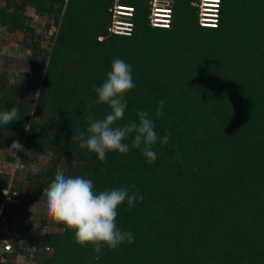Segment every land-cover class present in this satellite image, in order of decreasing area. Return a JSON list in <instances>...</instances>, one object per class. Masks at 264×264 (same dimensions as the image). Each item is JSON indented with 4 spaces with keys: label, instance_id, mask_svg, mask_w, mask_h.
<instances>
[{
    "label": "trees",
    "instance_id": "16d2710c",
    "mask_svg": "<svg viewBox=\"0 0 264 264\" xmlns=\"http://www.w3.org/2000/svg\"><path fill=\"white\" fill-rule=\"evenodd\" d=\"M112 1L0 0V26L21 34L36 92L32 108L3 82L0 109H18L20 119L4 126L12 142L24 135L25 150L50 157L30 192L43 195L58 168L91 179L97 192L135 184L143 200L131 210L121 204L116 218L134 242L96 252L56 222L58 231L29 232L0 251V264L20 255L22 264H264V0H220L215 28L197 25V0H174L164 29L148 25L146 0H121L134 8L129 36L108 31ZM27 7L53 18L48 49L38 47ZM115 58L131 66L135 82L118 123L144 110L158 136H170L157 141L152 164L140 149L109 152L105 164L72 140L86 131L93 85ZM161 99L165 115L157 118ZM108 111L93 105L97 118Z\"/></svg>",
    "mask_w": 264,
    "mask_h": 264
},
{
    "label": "clouds",
    "instance_id": "9594fccd",
    "mask_svg": "<svg viewBox=\"0 0 264 264\" xmlns=\"http://www.w3.org/2000/svg\"><path fill=\"white\" fill-rule=\"evenodd\" d=\"M134 88L131 66L122 59H113L105 81L99 86L93 85L96 99L87 105L89 115L86 117V131L73 135L72 140H77L81 149L94 153L105 164L109 152L126 155L130 149H140L146 162L152 164L157 159L154 150L157 141L167 144L170 139L169 135L162 139L158 136L154 120L144 110L136 112V120L123 125L118 123L125 116V96ZM94 104L107 105L109 111L97 118L92 112ZM164 104L165 100L161 99L156 109L157 118L165 115ZM19 119L16 107L0 112V126ZM9 149L14 152L25 151L17 140L12 142ZM176 159H179V153ZM135 187L132 184L128 188L97 192L91 179L67 176L58 168L52 182L43 189L42 196L46 199L47 212L54 221L73 230L80 246L91 245L94 251L99 252L104 247L117 249L123 243L130 245L134 242L133 233L118 228L116 218L121 204L126 203L128 210H131L138 201L143 200L142 194L133 191Z\"/></svg>",
    "mask_w": 264,
    "mask_h": 264
},
{
    "label": "rangeland",
    "instance_id": "374dc122",
    "mask_svg": "<svg viewBox=\"0 0 264 264\" xmlns=\"http://www.w3.org/2000/svg\"><path fill=\"white\" fill-rule=\"evenodd\" d=\"M113 3L114 0L112 5ZM173 4L174 0L171 6ZM24 13L35 34L41 35L38 47L48 49L56 31L53 18L46 14L38 16L30 7H27ZM46 24L50 25L47 29ZM21 39L19 32H12L0 26V85L3 82L14 85L21 94L20 98L29 101L34 108L36 92H32L30 68L27 63L30 51ZM33 60L38 62L40 58L36 57ZM5 128L0 126V203H3L6 213V221L0 226V238L6 231V236L11 238L14 248V243L27 237L29 232L44 234L59 229L55 226L56 221L47 212L46 199L42 195L30 192L28 188L30 180L36 178L49 165V155H33L27 150L12 151L9 149L12 136L8 128ZM26 132L27 129L24 128L23 133ZM23 137L20 141L22 145ZM23 260L24 257L20 255L16 257L14 263L22 264Z\"/></svg>",
    "mask_w": 264,
    "mask_h": 264
},
{
    "label": "built area",
    "instance_id": "2783aa9c",
    "mask_svg": "<svg viewBox=\"0 0 264 264\" xmlns=\"http://www.w3.org/2000/svg\"><path fill=\"white\" fill-rule=\"evenodd\" d=\"M148 4V25L154 28H168L171 24L173 0H146ZM196 22L199 27L215 28L219 22L220 0H197ZM134 8L132 5L114 0L110 9L108 31L114 35L129 36L134 27ZM6 216L4 205L0 203V226L4 225ZM0 238V251L10 252L12 240L6 236V231Z\"/></svg>",
    "mask_w": 264,
    "mask_h": 264
}]
</instances>
